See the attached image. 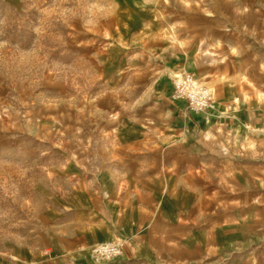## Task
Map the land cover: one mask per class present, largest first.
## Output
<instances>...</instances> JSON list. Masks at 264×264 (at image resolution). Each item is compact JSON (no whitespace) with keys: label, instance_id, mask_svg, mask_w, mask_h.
Instances as JSON below:
<instances>
[{"label":"rangeland","instance_id":"rangeland-1","mask_svg":"<svg viewBox=\"0 0 264 264\" xmlns=\"http://www.w3.org/2000/svg\"><path fill=\"white\" fill-rule=\"evenodd\" d=\"M168 62L172 90L177 74L194 72L216 95L211 81H227L219 68L249 71L253 82L243 84L264 87V0H0V264L76 260L52 236V211L72 192L64 169L82 161L90 138L97 154L88 164L113 149L101 136L112 110L101 97L133 85L117 73ZM205 117L231 116L220 108ZM215 131L227 134L226 153L264 135L242 125ZM92 247L79 255L95 264Z\"/></svg>","mask_w":264,"mask_h":264},{"label":"crops","instance_id":"crops-1","mask_svg":"<svg viewBox=\"0 0 264 264\" xmlns=\"http://www.w3.org/2000/svg\"><path fill=\"white\" fill-rule=\"evenodd\" d=\"M171 63L161 71L152 64L146 73L118 72V79L131 75L133 85L101 97L102 109H112L101 136L113 149L88 164V152L97 154L90 138L82 161L65 167L72 192L52 211V236L60 251L77 254L68 264H94L79 253L106 241L121 243L123 255L104 264H261L264 135L247 133L249 148L226 153L219 144L228 136L215 130L242 125L263 132L264 87L243 84L253 82L249 71L219 68L227 81L211 82L219 109L231 117L209 123L171 100ZM236 153L245 160H229Z\"/></svg>","mask_w":264,"mask_h":264},{"label":"built area","instance_id":"built-area-1","mask_svg":"<svg viewBox=\"0 0 264 264\" xmlns=\"http://www.w3.org/2000/svg\"><path fill=\"white\" fill-rule=\"evenodd\" d=\"M171 100L182 102L190 113H214L219 106L214 91L205 85L194 72L177 74L173 79ZM91 255L95 264L120 258L123 255V245L116 241H106L94 245Z\"/></svg>","mask_w":264,"mask_h":264}]
</instances>
